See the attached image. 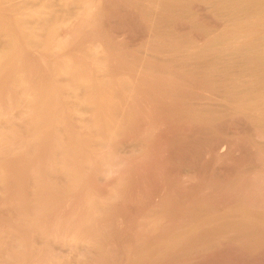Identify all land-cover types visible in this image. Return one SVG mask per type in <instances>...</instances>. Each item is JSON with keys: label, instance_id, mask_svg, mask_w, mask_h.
<instances>
[{"label": "rangeland", "instance_id": "374dc122", "mask_svg": "<svg viewBox=\"0 0 264 264\" xmlns=\"http://www.w3.org/2000/svg\"><path fill=\"white\" fill-rule=\"evenodd\" d=\"M68 1L0 0V66L7 76L0 86V113H6L0 133L12 141L23 125L16 117L23 86L15 81L28 82L34 96L56 79L46 72L47 62L70 73V82L55 80L54 91L67 132L78 133V122L90 120L84 113L93 97L89 87L111 84L122 104L132 92L131 101L150 111L145 121L160 126L153 163L146 180L135 178L134 191L145 198L151 188L152 203L144 206L165 219L170 214L176 225H197L193 237L217 243L190 259L161 264H264V0ZM44 248L51 264L77 261L76 248Z\"/></svg>", "mask_w": 264, "mask_h": 264}, {"label": "bare ground", "instance_id": "6f19581e", "mask_svg": "<svg viewBox=\"0 0 264 264\" xmlns=\"http://www.w3.org/2000/svg\"><path fill=\"white\" fill-rule=\"evenodd\" d=\"M72 19L75 21V18ZM64 24L70 25L69 22ZM32 32V36L36 37L37 34ZM71 35L69 31L63 37L64 45ZM44 67L46 72H52L50 74L55 80L65 76V81L70 82L66 76L70 73L65 72L64 68L56 67L53 62H47ZM6 78L0 66V86L6 83ZM55 80H48L46 90L44 87L34 96L30 93L28 82L15 81L23 86L19 94L22 110L16 116L23 125L18 127L19 131L12 141H8L0 130V264H51L43 259L41 252L42 248L46 250L51 244H61L72 250L76 248L77 261L73 264H161L167 260L177 262L190 259L202 251L213 250L217 244L215 240L206 235L192 236L197 225H176L168 216L170 214L165 219L156 211V207L150 210L144 206L152 203L154 194L150 187L145 198L134 191L135 178L146 180L145 171L154 159L153 147L160 139V126L155 127L148 120L145 121L148 109H141L138 106L141 103L137 105L131 101L132 92L126 94L125 103H119L117 90L111 84L103 83L99 88H88L93 97L85 102L89 110L84 113L90 114V120H79L78 133L75 134V128L67 132L65 127H61L55 109ZM94 97L96 100L90 101ZM73 112L74 116H78L75 109ZM1 116L6 117V113L1 112ZM79 117H82L81 114ZM0 122H3V118ZM0 129L3 126L0 125ZM154 200L156 202V198ZM241 217L243 220L251 218ZM213 234L218 239L225 238L219 231H213Z\"/></svg>", "mask_w": 264, "mask_h": 264}]
</instances>
